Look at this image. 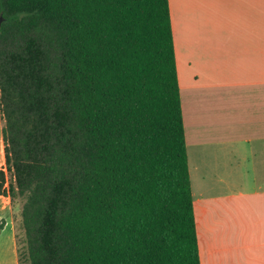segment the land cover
<instances>
[{
	"label": "trees",
	"instance_id": "16d2710c",
	"mask_svg": "<svg viewBox=\"0 0 264 264\" xmlns=\"http://www.w3.org/2000/svg\"><path fill=\"white\" fill-rule=\"evenodd\" d=\"M0 18V195L23 201L27 264H200L169 1Z\"/></svg>",
	"mask_w": 264,
	"mask_h": 264
},
{
	"label": "crops",
	"instance_id": "0c3cea01",
	"mask_svg": "<svg viewBox=\"0 0 264 264\" xmlns=\"http://www.w3.org/2000/svg\"><path fill=\"white\" fill-rule=\"evenodd\" d=\"M168 1L200 264H264V0Z\"/></svg>",
	"mask_w": 264,
	"mask_h": 264
},
{
	"label": "rangeland",
	"instance_id": "374dc122",
	"mask_svg": "<svg viewBox=\"0 0 264 264\" xmlns=\"http://www.w3.org/2000/svg\"><path fill=\"white\" fill-rule=\"evenodd\" d=\"M3 121L0 116V149L1 146L3 147V141H2V127H3ZM0 166H4V156L3 160L0 162ZM10 176H8L9 178ZM23 201L21 199H15L13 202L14 207L16 208V249L17 253L15 251L14 245H13V235L10 226L5 228L0 233V264H27V261L25 260V244H24V232L21 226V216L20 211ZM21 254V261L20 263H17L18 256Z\"/></svg>",
	"mask_w": 264,
	"mask_h": 264
},
{
	"label": "bare ground",
	"instance_id": "6f19581e",
	"mask_svg": "<svg viewBox=\"0 0 264 264\" xmlns=\"http://www.w3.org/2000/svg\"><path fill=\"white\" fill-rule=\"evenodd\" d=\"M1 154L3 155V147L1 146Z\"/></svg>",
	"mask_w": 264,
	"mask_h": 264
},
{
	"label": "water",
	"instance_id": "95a60500",
	"mask_svg": "<svg viewBox=\"0 0 264 264\" xmlns=\"http://www.w3.org/2000/svg\"><path fill=\"white\" fill-rule=\"evenodd\" d=\"M1 21H2V19L0 18V24H1Z\"/></svg>",
	"mask_w": 264,
	"mask_h": 264
}]
</instances>
